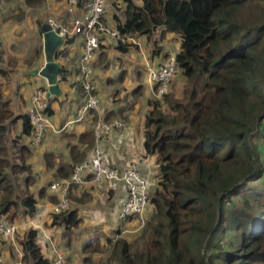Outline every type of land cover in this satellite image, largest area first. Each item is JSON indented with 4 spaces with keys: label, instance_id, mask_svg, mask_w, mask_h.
I'll use <instances>...</instances> for the list:
<instances>
[{
    "label": "trees",
    "instance_id": "obj_1",
    "mask_svg": "<svg viewBox=\"0 0 264 264\" xmlns=\"http://www.w3.org/2000/svg\"><path fill=\"white\" fill-rule=\"evenodd\" d=\"M124 1L120 34H179L175 61L185 86L179 100L150 102L143 146L158 167L146 206L151 215L138 249L108 240L113 264H264V21L246 27L249 0ZM251 10L264 14L256 3ZM115 46L121 53L129 47ZM9 119L0 90V218L12 222L33 217L37 199L29 191L30 150L13 151L18 137L9 139ZM19 119L22 136H30L28 115ZM79 223L70 209L53 215V226L67 231ZM20 244L25 262L52 264L37 230L26 231Z\"/></svg>",
    "mask_w": 264,
    "mask_h": 264
},
{
    "label": "crops",
    "instance_id": "obj_2",
    "mask_svg": "<svg viewBox=\"0 0 264 264\" xmlns=\"http://www.w3.org/2000/svg\"><path fill=\"white\" fill-rule=\"evenodd\" d=\"M85 1L0 2L1 45H6L0 50V90L10 114L9 139L15 140L18 137L14 152L19 145L27 146L30 150L26 157L33 178L29 191L37 199V212L33 217L18 216L12 222L0 218L18 225V232L13 238L0 236V264H14L17 261L29 264L24 261L20 239L30 229L39 232L44 255L53 260L50 246L55 247L69 264L92 262L88 258L91 249L83 252V255L80 251V235L85 234L86 242L93 241L92 245L98 246L93 251L99 248L110 250L111 244L107 241L111 235L129 243L133 233L139 230L136 217L122 221L118 219L119 206L126 195L123 184L99 183L91 177L87 180L89 174L84 175L87 182L84 186L72 185L69 191V209L75 211L80 219L76 229L70 230L74 229L76 234L69 236L63 225L52 224V207L57 202V195L49 191V185L68 179L74 165L91 159L94 148L93 126L97 120L108 124L118 121L123 125L113 128L103 138L101 147L104 164L119 175L127 169L135 168L141 176L149 178V193L156 186L157 158L155 155H147L143 146L146 114L151 109L150 102L157 100L147 83L145 68L148 65L159 66L180 52V36L164 28L154 29L149 35L128 36L129 47L125 53L116 49L111 38H100L99 47L89 62L91 92L98 98L99 107L97 111L87 112L82 118H79L78 113L84 105L85 97L77 81V61L83 52L84 42L81 36L72 35L55 60L63 76L57 81L56 95L49 101L47 116L52 127L37 145L30 144L31 135L22 136V121L19 118L28 114L33 88L48 90L50 84L49 79L39 74L46 63L42 40L46 20L54 19L70 28L73 18L83 16L82 4ZM132 2L136 6L142 4V0ZM104 9V25L117 31V25L127 18V3L124 0H106ZM69 10H72L71 13ZM16 19L18 24H7ZM28 27L31 33L24 35L23 30ZM8 37L10 43H7ZM28 38L34 41L32 48L24 47V43L29 42ZM11 46L15 49H9ZM184 86L185 79L179 72L172 80L168 95L181 98ZM24 177L19 176L17 179L21 181ZM150 215L151 209L146 207L142 213L143 221L148 220Z\"/></svg>",
    "mask_w": 264,
    "mask_h": 264
},
{
    "label": "built area",
    "instance_id": "obj_3",
    "mask_svg": "<svg viewBox=\"0 0 264 264\" xmlns=\"http://www.w3.org/2000/svg\"><path fill=\"white\" fill-rule=\"evenodd\" d=\"M105 1L87 0L83 2V16L81 18H73L70 28L56 22L54 19L46 20V28L49 31H54L65 40L72 35H78L83 38V52L77 61L79 72L77 81L82 94H84L85 102L78 113L79 118H82L89 111H97L99 107L98 98L91 92V68L89 62L93 53L99 47L100 38L107 36L113 40L115 45L127 44L130 40L128 36L122 35L118 31L104 25ZM71 11L69 10L70 13ZM145 73L154 98L160 100L169 93L172 80L179 73V70L175 58H170L159 66H146ZM58 80L59 77L57 78ZM52 97V95L48 94V90L33 88L31 92L27 114L32 128L31 145L40 144L46 132L52 127L45 112L49 108V101ZM122 126L118 121L112 124L102 120L95 122L93 126L94 148L91 159L74 165L68 179L59 180L49 185V191L57 195V202L52 207L54 215L61 214L69 209V191L72 185L84 186L87 183L84 175L89 174L95 182L101 183L104 181L123 184L126 195L119 206L118 219L122 221L130 217H136L139 220V225L144 226L142 213L148 204L149 178L141 176L135 168L127 169L119 175L113 169L107 167L103 160L101 147L103 138L108 136L113 128ZM260 129L264 134V116L260 120ZM17 232V224L0 219V236L2 238H13ZM117 239L116 236L113 241L116 242ZM50 252L53 255L52 264H69L55 247L50 246ZM14 264H22V261H17Z\"/></svg>",
    "mask_w": 264,
    "mask_h": 264
},
{
    "label": "rangeland",
    "instance_id": "obj_4",
    "mask_svg": "<svg viewBox=\"0 0 264 264\" xmlns=\"http://www.w3.org/2000/svg\"><path fill=\"white\" fill-rule=\"evenodd\" d=\"M254 3H256V5L258 6L259 9L260 8L262 9L261 11H264V0H249L247 2V4H246L247 5L246 7L248 9L245 6H243V8H245V10L242 11V12H244V14L242 13L243 14V17L242 18L246 21L245 22L246 23V27L253 26L254 23H263V21H264L261 18V17H263L264 14H262L260 11L257 12L256 10L255 11H252L251 10L252 5ZM250 16H253L252 19L257 18V17H260V18H257L254 21H249L248 18ZM238 18H239V16H238ZM12 23L18 24V20L16 19L13 22H10V21L7 22V24H9L10 26H12ZM21 24H22V22H21ZM27 24H29V22H27ZM29 27H31V26L29 25ZM29 27L27 29H24V30L22 28L23 32H25L24 35H29V33H31V30L29 29ZM177 35L179 36V34H177ZM8 39H9V41L7 43H10V41H11L10 37H8ZM28 39H29V42L28 43H24V47L31 46V48H32V46L34 45V41H32L31 38H28ZM1 42H2V40H1V34H0V50H3V47L6 46V45H4V43L1 45ZM9 49L14 50L15 48H12V46H11V47H9ZM177 78H180V76H178ZM170 98L171 99H174V100L175 99L176 100H179L180 99V98L179 99L178 98H175L174 95L171 96ZM262 164L264 166V162H262ZM146 222H147V220L144 219V222H143V225L144 226L139 225V230L136 231L135 233H133L134 236L132 235L133 236L132 240L131 241L129 240L130 241L129 243H130V245H132V247H134L133 248L134 250L138 249L141 246L140 245L141 244L140 243V239L142 237V231L144 230V228L146 226ZM67 233H68L69 236L70 235H73V234H76L75 231H74V229L72 231H70V232L67 231ZM114 238H116V237L114 235H111V238H110L111 241H112L111 244L114 243V241H113ZM117 238H118V236H117ZM79 239H80V251H81L82 255H83V252L88 251V249H91V253L88 254V256H89L88 258H90L89 260L92 261L91 264H93V263L94 264H98V260L100 261L99 264H113L114 263V261L112 260V257H111V254H112V250L111 249L110 250L109 249L101 250L99 248V250L93 251L94 249H97L98 246L97 245L96 246H93L92 245L93 241L86 242L87 238H86V235L85 234L80 235L79 236ZM117 240H120V239H117ZM107 243H108V241H107ZM110 248H113V247L110 245ZM100 250H101V252H100Z\"/></svg>",
    "mask_w": 264,
    "mask_h": 264
},
{
    "label": "water",
    "instance_id": "obj_5",
    "mask_svg": "<svg viewBox=\"0 0 264 264\" xmlns=\"http://www.w3.org/2000/svg\"><path fill=\"white\" fill-rule=\"evenodd\" d=\"M42 40L46 63L39 74L50 80L48 94L55 96L58 91L57 78L60 74L59 66L55 60L61 48L66 44V40L59 37L54 31H49L47 28L43 32Z\"/></svg>",
    "mask_w": 264,
    "mask_h": 264
}]
</instances>
